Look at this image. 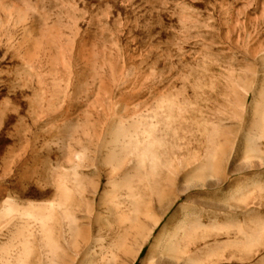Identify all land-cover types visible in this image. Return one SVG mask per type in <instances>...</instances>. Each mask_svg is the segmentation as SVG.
Returning a JSON list of instances; mask_svg holds the SVG:
<instances>
[{"label":"rangeland","instance_id":"1","mask_svg":"<svg viewBox=\"0 0 264 264\" xmlns=\"http://www.w3.org/2000/svg\"><path fill=\"white\" fill-rule=\"evenodd\" d=\"M0 264H264V0H0Z\"/></svg>","mask_w":264,"mask_h":264},{"label":"bare ground","instance_id":"2","mask_svg":"<svg viewBox=\"0 0 264 264\" xmlns=\"http://www.w3.org/2000/svg\"><path fill=\"white\" fill-rule=\"evenodd\" d=\"M159 236H160V235H159ZM153 251H154V250H153ZM148 253H149V252H148ZM154 253H155V252H154ZM169 255H170V254H169ZM152 256H153V255L150 253V255L148 256V261H149V262H152V259H153ZM171 260H172V259H171Z\"/></svg>","mask_w":264,"mask_h":264}]
</instances>
